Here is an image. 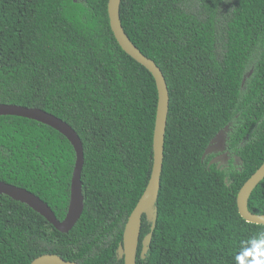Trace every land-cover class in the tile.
<instances>
[{
	"label": "trees",
	"instance_id": "16d2710c",
	"mask_svg": "<svg viewBox=\"0 0 264 264\" xmlns=\"http://www.w3.org/2000/svg\"><path fill=\"white\" fill-rule=\"evenodd\" d=\"M107 4L0 0V103L61 118L84 153V207L68 232L0 194V264H30L44 253L124 264L116 249L150 177L157 88L118 44ZM120 19L169 92L157 220L142 258L150 230L142 215L136 264H236L251 247L241 242L264 231L236 203L264 161V0H121ZM226 125L227 149L240 164L219 168L208 164L213 153L202 155ZM74 163L73 146L54 128L0 115V180L37 195L59 220ZM248 208L264 214V178Z\"/></svg>",
	"mask_w": 264,
	"mask_h": 264
},
{
	"label": "water",
	"instance_id": "95a60500",
	"mask_svg": "<svg viewBox=\"0 0 264 264\" xmlns=\"http://www.w3.org/2000/svg\"><path fill=\"white\" fill-rule=\"evenodd\" d=\"M120 3L121 0H108L107 4L109 24L113 35L118 44L128 55L149 70L155 80L157 88V105L152 137L153 163L150 177L143 193L127 218L123 230L122 242L119 243L116 249L117 257L120 259L122 258L124 264H136L142 215H145L146 220L150 223L149 232L141 240L140 256L142 258L145 257L149 249L152 233L157 220L156 200L160 188V177L163 165V149L169 107V92L165 77L160 67L153 59L143 54L125 33L120 19ZM249 74L250 72L248 75ZM244 80L245 77L243 78L242 83ZM0 115L21 116L46 124L64 135L73 146L75 151V163L71 175L70 196L67 212L62 220L57 219L50 206L34 193L25 188L0 180V194H5L16 201L27 204L34 211L43 216L57 230L64 233L68 232L80 217L84 207V196L82 193L81 182L84 153L80 137L67 122L38 107L0 103ZM227 130L228 125L220 129L206 146L202 158L209 153L220 152V154L213 157L208 164L218 163L223 166L227 165L230 156L227 152H222L226 146ZM234 160L236 163H240V157L236 156ZM263 178L264 161L243 183L237 193L236 203L238 212L247 222L264 224V214H255L248 208V199L252 191ZM30 264L78 263L75 261L65 260L58 254L44 253L35 257Z\"/></svg>",
	"mask_w": 264,
	"mask_h": 264
},
{
	"label": "clouds",
	"instance_id": "9594fccd",
	"mask_svg": "<svg viewBox=\"0 0 264 264\" xmlns=\"http://www.w3.org/2000/svg\"><path fill=\"white\" fill-rule=\"evenodd\" d=\"M236 164H240V163H236ZM241 244L242 246L246 244H250L251 247H243V251L237 254L235 257L236 264H264V231L259 232L256 236L252 237L248 241H242ZM245 257H251V259L246 261Z\"/></svg>",
	"mask_w": 264,
	"mask_h": 264
},
{
	"label": "flooded vegetation",
	"instance_id": "af4514ba",
	"mask_svg": "<svg viewBox=\"0 0 264 264\" xmlns=\"http://www.w3.org/2000/svg\"><path fill=\"white\" fill-rule=\"evenodd\" d=\"M225 151H226V152L229 154V156L231 157V158L229 159V161H231L232 163L236 164V163L234 162V158H235L237 155L234 154L233 151H230L229 149H227V146H226L225 150L222 151V152L224 153ZM218 154H220V152H213L212 158L215 157V156L218 155ZM212 158H211V159H212ZM214 164H216V166L219 167V168H225V167H228V166H229V164H227V166L219 165L218 163H214Z\"/></svg>",
	"mask_w": 264,
	"mask_h": 264
}]
</instances>
